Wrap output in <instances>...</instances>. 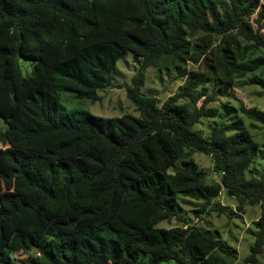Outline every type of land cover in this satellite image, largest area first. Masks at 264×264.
<instances>
[{
	"label": "trees",
	"instance_id": "16d2710c",
	"mask_svg": "<svg viewBox=\"0 0 264 264\" xmlns=\"http://www.w3.org/2000/svg\"><path fill=\"white\" fill-rule=\"evenodd\" d=\"M262 18V0H0V264L25 251L36 253L29 264H233L235 248L177 211L185 196L202 200L198 215L224 212L223 191L241 211L261 206L246 258L258 264L264 143L242 118L207 136L195 126L220 116L210 105L220 84L225 95L249 75L262 83ZM129 52L138 116L61 109V91L101 100ZM163 64L183 67L185 83L160 101L142 88ZM240 111L264 128L263 110ZM197 152L213 158L218 180L197 167ZM175 217L181 225H158Z\"/></svg>",
	"mask_w": 264,
	"mask_h": 264
},
{
	"label": "rangeland",
	"instance_id": "374dc122",
	"mask_svg": "<svg viewBox=\"0 0 264 264\" xmlns=\"http://www.w3.org/2000/svg\"><path fill=\"white\" fill-rule=\"evenodd\" d=\"M262 9H264V0H262ZM256 19V16L253 18ZM264 23V18L261 24ZM256 27L257 24L255 23ZM264 34V28L262 30ZM19 64L22 68L24 76L33 74V65L25 59H20ZM188 68L201 69L200 66L189 64ZM139 69V63L135 59L132 52L126 54L117 64V72L113 80V84L108 88L99 90L102 96L101 100H93L90 98H80L74 93L61 91V109L65 112L73 110L89 111L93 114L105 117H117L123 114L139 115L136 106L128 97L127 85L131 84L132 78ZM184 68L163 64L161 67L152 66L147 71L146 84L142 88L143 93L156 96L160 101L166 100L175 94L180 86L185 82V76L182 75ZM262 83H252L250 80L255 76L249 75L244 79H237L238 87L232 89L234 94L222 95L219 92L225 91V84H220L217 90L218 99L211 102V106L217 107L220 116L205 119L196 124L195 129L207 136L213 128L220 127L225 123H232L234 120L242 118L244 125L249 129L256 140L264 143V128L261 124L243 116L240 111L242 104L248 108H257L264 111V71L257 73ZM251 78V79H250ZM214 87V82L209 84V93ZM228 103L236 108V113L225 116L224 104ZM227 104V105H228ZM0 129L5 130L6 124L0 118ZM1 146V143H0ZM197 167L207 174L209 182L219 179V174L214 170V161L210 155L197 152L194 154ZM256 167L260 171H264V149L258 151L255 162ZM180 166V162L176 167ZM249 178H253L252 173L247 172ZM190 202L180 201L177 211L185 221H193L203 231L210 235L218 236L221 242H226L237 250V257L233 264H247L246 258L250 254V247L254 243L257 228L255 221L261 215V206L259 204L247 205L244 211L237 208L235 198L228 196L225 191L217 197L222 205L227 206V210L222 212L219 210H211L208 208L201 215L195 213L196 209H200L201 199L194 197H185ZM163 227L181 225L178 218H173L170 222H161L158 224ZM34 251L17 252L13 254L16 264H29L30 259L35 257ZM258 264H264V248L262 253L258 255ZM173 261L163 262L161 264H173Z\"/></svg>",
	"mask_w": 264,
	"mask_h": 264
}]
</instances>
